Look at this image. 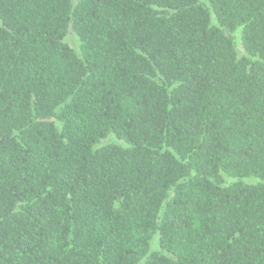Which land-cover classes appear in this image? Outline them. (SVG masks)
Returning <instances> with one entry per match:
<instances>
[{"label":"trees","instance_id":"trees-1","mask_svg":"<svg viewBox=\"0 0 264 264\" xmlns=\"http://www.w3.org/2000/svg\"><path fill=\"white\" fill-rule=\"evenodd\" d=\"M0 264H264V0H0Z\"/></svg>","mask_w":264,"mask_h":264},{"label":"rangeland","instance_id":"rangeland-1","mask_svg":"<svg viewBox=\"0 0 264 264\" xmlns=\"http://www.w3.org/2000/svg\"><path fill=\"white\" fill-rule=\"evenodd\" d=\"M238 35H236L235 37H237ZM112 141H117L115 138H113V137H110V138H108V139H106V140H104L103 142L104 143H108V142H112Z\"/></svg>","mask_w":264,"mask_h":264}]
</instances>
